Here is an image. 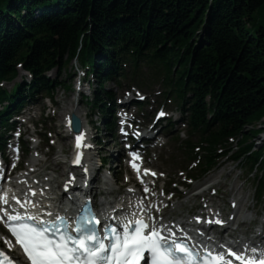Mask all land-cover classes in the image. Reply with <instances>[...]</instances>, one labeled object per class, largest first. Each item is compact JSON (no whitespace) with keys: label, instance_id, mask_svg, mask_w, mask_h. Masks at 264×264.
Returning a JSON list of instances; mask_svg holds the SVG:
<instances>
[{"label":"trees","instance_id":"obj_1","mask_svg":"<svg viewBox=\"0 0 264 264\" xmlns=\"http://www.w3.org/2000/svg\"><path fill=\"white\" fill-rule=\"evenodd\" d=\"M76 56L93 64L103 106L111 96L104 78L123 72V62L163 74L211 157L239 136L234 158L264 173V149L253 140L264 117V0H0V81L14 78L19 63L34 77L0 87V103L9 101L0 124L26 87L54 90L60 82L45 72Z\"/></svg>","mask_w":264,"mask_h":264},{"label":"snow or ice","instance_id":"obj_2","mask_svg":"<svg viewBox=\"0 0 264 264\" xmlns=\"http://www.w3.org/2000/svg\"><path fill=\"white\" fill-rule=\"evenodd\" d=\"M81 146V136L78 135L77 154L73 163H80ZM131 156L137 158L135 152L131 153ZM132 167L137 169L138 165L133 163ZM144 171L147 173L150 170ZM137 174L139 175V172ZM152 174L156 175L154 172ZM0 199H3V203H8L6 198L0 197ZM0 212L3 213L0 215V220L5 222L31 264H140L141 259L144 264H225L223 252L211 253L205 249V256L202 258L195 249L188 246L186 241L170 243L173 237L161 233L160 229L163 225L157 227L142 218L125 224L123 232H117L113 227L112 241L105 243L104 238L95 228L85 227L80 223L76 224V232L79 235H73L69 231L44 226L45 223L54 224V221L43 222L41 218L38 222L35 217H30L27 213L13 214L4 209H0ZM59 219L61 218L57 216L56 220ZM93 222L99 224L95 215L91 216L88 224L91 225ZM5 243L11 246L6 238ZM228 252L237 260H244V264H264V257L245 259L243 253L238 254L231 248ZM4 255L5 253L0 251V257ZM0 264H3L2 260ZM9 264H11L10 260Z\"/></svg>","mask_w":264,"mask_h":264},{"label":"rangeland","instance_id":"obj_3","mask_svg":"<svg viewBox=\"0 0 264 264\" xmlns=\"http://www.w3.org/2000/svg\"><path fill=\"white\" fill-rule=\"evenodd\" d=\"M51 76L53 78H55L57 76V72L56 70L52 71ZM75 69L72 67V64H69L67 66V71L66 72H61V77L59 80H63L68 82H74L75 80ZM21 80V79H20ZM18 80V81H20ZM159 85V84H156ZM108 86L113 87L114 84L113 83H109ZM10 87V86H9ZM156 87V86H154ZM73 90L71 89H66L64 87H59L58 91L56 93L55 96V101H60V107L56 109V117L54 118L55 120V124L58 125L61 122V119L63 121V118L65 116V114H67V112L69 111V108L74 105L73 101H76V98L73 97ZM156 91H154L153 93H151V97H154ZM66 98V99H64ZM39 101V100H38ZM48 104H50L49 99H43L40 100L39 102L36 103V109L33 113H35V115L38 116L39 114V108L45 106L46 108H48ZM62 106V107H61ZM64 107H67L65 110L63 109ZM56 108V107H55ZM54 109H50L48 108L45 112V116L43 115V117L49 116L51 118L50 113H53ZM42 117V118H43ZM264 121V119H263ZM264 126V125H263ZM179 129V127H178ZM65 132L61 129V135H64ZM184 138L187 136V134L185 132H182ZM264 140V133L262 134V138H258L256 141V147L259 148L262 141ZM66 142V151H69V147H68V141H64ZM104 143V142H103ZM62 146V142L59 141V144L57 146V151L60 150V147ZM116 148H120L116 147L114 142H110L108 145H104V153L105 154H109L111 156L112 159H115L117 156L116 153ZM48 149H45V151H47ZM165 153V158L167 155L172 154V156H170L171 158H173L174 156H176L177 161H172L171 163L166 164L165 166H163L162 164H160L159 162L156 163L157 166H159V168L161 170L164 169V167H166L169 172H168V176L171 178H179L180 180L182 179V174L180 170L182 169H178V168H187L188 164L184 163L183 158L186 155L184 153V151L180 150L178 148V142H175V144H171L168 147H165L162 149ZM112 151V152H111ZM63 152V151H61ZM56 159V154L50 158V161L48 163L45 164L44 167L47 166H51V162L54 160L55 162ZM183 162V163H182ZM54 171L57 172V174L62 171L63 169L61 168H57L53 167ZM118 172H122L120 168H117ZM190 171V170H189ZM192 171V170H191ZM55 175V174H54ZM256 174L254 173H250L247 172V170H240V166H238L237 164L233 163L230 161V159H226L224 160L220 167H218L216 170L210 172L208 175H206V179L204 178V180H209L210 177H212L213 181H217L220 180L222 181L220 184L221 188L219 192H218V196L214 197L217 199V201H223V197L227 196H231L233 195V197H239L240 199V207L242 209V214L239 215V220H243L245 219L246 221H248V218H242L243 216L249 215V217H256V213L257 211H262L263 209V205H261L260 203H257V199L255 197V176ZM56 176V175H55ZM60 179L62 180V177H60ZM200 182H202V180L200 181H196L195 182V186L191 187L190 190V194L193 195L194 193H196L197 189L199 187H197ZM123 183H120L119 185L121 186ZM198 184V185H196ZM235 187V191L232 192V188ZM184 197L181 198V200H183ZM180 203V201H178ZM198 203V197L194 196L189 202L182 204V205H178L179 207L176 208V212H174L173 214L176 215H186L187 212L190 211V209L196 205ZM248 207H250L248 209ZM248 226V225H246ZM246 228V227H245ZM2 229V228H1ZM3 230V229H2Z\"/></svg>","mask_w":264,"mask_h":264},{"label":"bare ground","instance_id":"obj_4","mask_svg":"<svg viewBox=\"0 0 264 264\" xmlns=\"http://www.w3.org/2000/svg\"><path fill=\"white\" fill-rule=\"evenodd\" d=\"M71 112L77 113L78 109L72 108ZM56 159H57V161L55 163V167H57V168L59 167L63 170L60 171L58 174L56 171H53V172L55 174H57V176L63 177L65 172H66V169H67L68 161L66 160V156L64 155V153L61 151L58 153ZM31 161H33L34 163L32 165H30V167H35L37 164L41 163V159H37L35 157L32 158ZM38 171H39L38 169H34V170H31V173L37 174ZM54 173L45 174V176H43L44 177L43 180L40 181L41 184L37 185V187H39L40 191L43 190V194H41L42 200H39L41 205L40 204H38V205H39V207L40 206L43 207V205H45L46 207H49L48 209L45 210L46 213H48L49 211H51L57 207L58 208H65V207H67V204H68L65 200L58 199L60 194H62L63 192H62V188L61 189L59 188V185H58V182L56 180V176L54 175ZM46 176H48V177H46ZM92 176H93V178H95V174H92ZM25 178H26V172H23L17 177L16 181L18 184L24 185L26 183ZM37 178H38V174L35 175L33 177V179H30V181L35 182L36 181L35 179H37ZM67 181L68 180L66 179V182ZM65 185H66V183H65ZM95 189H97V188L95 187L94 190ZM21 190H22L21 194L19 191H17L18 195L20 194L21 200L24 203L27 202L29 204H33L34 202L31 201L30 198H28V199L26 198L27 197L25 195L26 189L23 188ZM108 191L114 193L117 191V188H113V189H110ZM136 191H137L136 187H129L128 189H126L124 191L123 195H118L115 198H106L105 200H107L108 203L112 204V207H114V209H116L117 212H119L121 209H123L126 212L130 213L133 210V206H136V204L133 203L135 197L137 196ZM96 192H97V190H96ZM95 194H97V193H95ZM47 196L50 197L51 199L47 198ZM63 196H64V198L68 197L67 194H65V193H63ZM166 200L169 201L170 198L168 197V198L160 199L159 200L160 205L162 206L163 204H166L167 203ZM103 202H104V200L102 199V200H100L99 203H103ZM172 202H173L174 207L179 205L178 201H172ZM52 205H53V207H52ZM160 221L164 222L162 219Z\"/></svg>","mask_w":264,"mask_h":264},{"label":"water","instance_id":"obj_5","mask_svg":"<svg viewBox=\"0 0 264 264\" xmlns=\"http://www.w3.org/2000/svg\"><path fill=\"white\" fill-rule=\"evenodd\" d=\"M74 121H75V125H78V123H79V120H78V118L76 117V118H74Z\"/></svg>","mask_w":264,"mask_h":264}]
</instances>
